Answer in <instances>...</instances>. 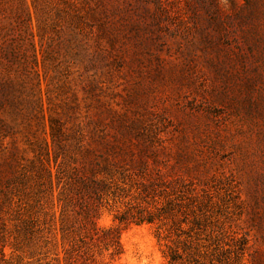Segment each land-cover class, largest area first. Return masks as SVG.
Here are the masks:
<instances>
[{
    "label": "rangeland",
    "instance_id": "374dc122",
    "mask_svg": "<svg viewBox=\"0 0 264 264\" xmlns=\"http://www.w3.org/2000/svg\"><path fill=\"white\" fill-rule=\"evenodd\" d=\"M88 1L0 0V166L15 148L25 173L12 206L0 195L1 264H65L58 173L89 110L124 104L153 111L138 127L166 152L187 134L181 146L196 153L206 128L226 144H210L207 185L186 187L197 201L171 234L130 225L123 253L94 247L95 264H173L171 249L177 264H264V183L239 163L264 167V0ZM115 214L103 208L98 225L117 227Z\"/></svg>",
    "mask_w": 264,
    "mask_h": 264
},
{
    "label": "trees",
    "instance_id": "16d2710c",
    "mask_svg": "<svg viewBox=\"0 0 264 264\" xmlns=\"http://www.w3.org/2000/svg\"><path fill=\"white\" fill-rule=\"evenodd\" d=\"M76 1L81 5L90 2ZM99 1L100 6L106 7L104 0ZM74 7L77 8V4ZM129 96L137 99L138 93L134 91ZM152 113L146 111L138 116L136 112L135 116L126 104L119 112L97 105L77 125L76 157L68 171L63 169L58 173L62 184L60 229L63 239L70 245L65 264H95L89 256L94 247L111 250L113 256H120L123 253L120 234L130 225L156 224L160 229L168 226L164 232L171 234L180 217L186 215L185 200L197 201L196 188L189 193L186 187L207 185L205 180L212 170L210 144L212 148L215 145L216 149L222 148L226 144L224 137L212 138L206 128L199 140L209 142L196 153L181 146L187 134L174 137L172 149L166 152L162 138L138 127L142 119ZM59 134L57 121L52 119L51 136L57 146L60 145ZM15 156L14 148L0 166V195L3 194L4 204L9 206H12V196L7 192H18V185H23L25 179ZM249 162L255 163L246 164L245 160L239 163L249 176L255 174L256 183L257 180L264 183L263 165L257 166V160ZM252 197L255 199L257 195ZM4 204L1 202L0 208ZM106 207L116 208L117 227L98 225ZM4 231V220L0 217V264L4 256ZM171 254V261L177 264L179 253L171 249Z\"/></svg>",
    "mask_w": 264,
    "mask_h": 264
}]
</instances>
